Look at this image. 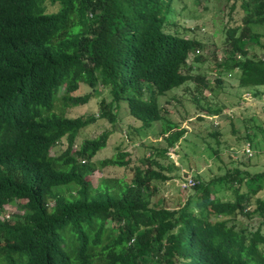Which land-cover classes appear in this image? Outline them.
<instances>
[{
	"label": "trees",
	"instance_id": "trees-1",
	"mask_svg": "<svg viewBox=\"0 0 264 264\" xmlns=\"http://www.w3.org/2000/svg\"><path fill=\"white\" fill-rule=\"evenodd\" d=\"M173 1L0 0V216L13 203L22 212L0 219V264H264L260 230L234 225L241 216L264 218V173L227 169L198 180L193 203H152L155 184L174 169L164 164L167 151L184 133L164 116L159 97L189 81L207 88L186 70L202 42L167 29L175 26L167 17ZM225 8L218 67L237 71L238 88L261 96L264 58L248 47L264 49L253 30L264 25V0H226ZM81 85L90 91L79 94ZM102 90L108 101L98 103L100 118L114 124L125 101L138 123L128 139L141 145L137 131L163 122L166 146L148 149L130 182L104 179L94 187L92 162L111 132L74 149L96 119L66 110ZM118 150L99 165L128 167L129 155Z\"/></svg>",
	"mask_w": 264,
	"mask_h": 264
},
{
	"label": "rangeland",
	"instance_id": "rangeland-1",
	"mask_svg": "<svg viewBox=\"0 0 264 264\" xmlns=\"http://www.w3.org/2000/svg\"><path fill=\"white\" fill-rule=\"evenodd\" d=\"M225 5L226 0H174L167 16L168 21L175 24L167 26L170 32L176 31L181 36L196 38L202 42L198 61L194 60L193 55L190 56L186 70L193 75L202 76L207 82V88L203 89L189 81L159 97L164 116L184 131L176 144L168 149V158L164 160L165 165L173 163L174 169L168 174L171 179L155 184L157 193L152 198V203L167 209L182 206L193 197V188L182 187L189 178L195 182H207L227 169L235 168L250 174L264 173V94L255 97L246 92L247 90L238 88L239 73L218 67V61L224 55L223 29L228 24V9ZM46 6L47 12H54L56 9L49 4ZM235 17L238 19L239 16ZM229 23L233 24L230 21ZM253 30L262 36L261 41L264 44V25L256 26ZM248 51L264 58V49L255 44L250 45ZM258 89L264 91V87ZM89 91L88 87L81 85L78 93ZM244 93H249V96L246 97ZM101 99L108 101L107 91L102 90L99 96L92 97L83 106L66 110L67 117L85 114L93 115L96 119L78 133L74 149L85 139H93L103 131L111 132L107 146L96 154L92 162L95 171L88 179L94 187L104 179L130 182L133 168L149 153L148 149L166 146L161 134L163 122H155L148 129L138 130L137 136L141 139V145L135 144L128 139L127 133L130 127L138 128V123L129 116L126 102H119L115 110V122L112 124L99 116L98 103ZM64 142L62 140L52 153H59ZM245 143L251 146V158L245 157L243 153ZM117 149L129 155L128 167L99 165L104 159L114 157ZM223 195L229 198L230 192ZM193 201L192 198L191 203ZM21 214L19 204H8L0 219L14 221ZM234 222L237 229L246 232L259 229L264 236V218L258 215L249 218L237 217ZM260 248L264 249L263 246Z\"/></svg>",
	"mask_w": 264,
	"mask_h": 264
},
{
	"label": "built area",
	"instance_id": "built-area-1",
	"mask_svg": "<svg viewBox=\"0 0 264 264\" xmlns=\"http://www.w3.org/2000/svg\"><path fill=\"white\" fill-rule=\"evenodd\" d=\"M199 53H200V51L196 50L192 55L194 57V55H198ZM192 55H190V56H192ZM244 95H246V97H248L249 93H244ZM243 153H244L245 157H247V158H251L253 156V152H252V149H251V146L249 143H245V145L243 147ZM195 184H196V182L192 178H189L183 183L182 187L184 189H190V188H193L195 186Z\"/></svg>",
	"mask_w": 264,
	"mask_h": 264
},
{
	"label": "clouds",
	"instance_id": "clouds-1",
	"mask_svg": "<svg viewBox=\"0 0 264 264\" xmlns=\"http://www.w3.org/2000/svg\"><path fill=\"white\" fill-rule=\"evenodd\" d=\"M5 207V206H4ZM4 209V208H3ZM2 214H3V212H2ZM2 214H1V216H2ZM1 216H0V218H1ZM1 220H4V219H1ZM5 220H8V219H5Z\"/></svg>",
	"mask_w": 264,
	"mask_h": 264
}]
</instances>
